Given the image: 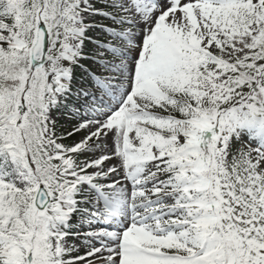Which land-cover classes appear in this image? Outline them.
I'll use <instances>...</instances> for the list:
<instances>
[{
    "label": "snow or ice",
    "instance_id": "snow-or-ice-1",
    "mask_svg": "<svg viewBox=\"0 0 264 264\" xmlns=\"http://www.w3.org/2000/svg\"><path fill=\"white\" fill-rule=\"evenodd\" d=\"M0 264H264V0H0Z\"/></svg>",
    "mask_w": 264,
    "mask_h": 264
}]
</instances>
